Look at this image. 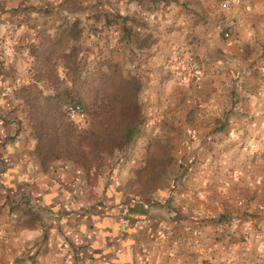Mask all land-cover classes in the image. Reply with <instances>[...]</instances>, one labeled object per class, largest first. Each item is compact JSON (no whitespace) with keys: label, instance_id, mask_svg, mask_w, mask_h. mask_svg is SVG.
<instances>
[{"label":"crops","instance_id":"1","mask_svg":"<svg viewBox=\"0 0 264 264\" xmlns=\"http://www.w3.org/2000/svg\"><path fill=\"white\" fill-rule=\"evenodd\" d=\"M220 1L0 0V41L15 38L0 46V264H264V0ZM70 24L141 84L146 122L99 192L39 166L19 106L43 41ZM184 54L200 73L177 75ZM149 161L170 162L168 180ZM96 218L127 227L113 238Z\"/></svg>","mask_w":264,"mask_h":264},{"label":"trees","instance_id":"2","mask_svg":"<svg viewBox=\"0 0 264 264\" xmlns=\"http://www.w3.org/2000/svg\"><path fill=\"white\" fill-rule=\"evenodd\" d=\"M80 32L70 24L48 36L25 86L27 128L36 140L35 150L44 169L56 161L86 165L120 150L140 122V81L108 59L97 57L92 48L83 49ZM90 55L92 60H88ZM70 104L79 105L88 117L86 127L78 129L67 119L64 108ZM86 155L90 161L82 159Z\"/></svg>","mask_w":264,"mask_h":264},{"label":"rangeland","instance_id":"3","mask_svg":"<svg viewBox=\"0 0 264 264\" xmlns=\"http://www.w3.org/2000/svg\"><path fill=\"white\" fill-rule=\"evenodd\" d=\"M81 32H80V45L83 49H85V47H89L91 48L88 43H87V38H88V35L87 33H85L83 31V28L80 29ZM114 33V34H113ZM103 36H108V39L106 40L107 42V46L108 48L106 47V51L107 52H111L114 51L116 53L120 52V46H119V39H118V32L113 29V28H110V29H105L104 31H102ZM112 39H115V42L117 43L118 47H119V50H114L111 48L110 46V43H111V40ZM2 41H0V46H2ZM109 48L111 50H109ZM94 53L97 54V57L99 58H104L101 53H98V50L97 51H94ZM93 56H89L88 57V60H92ZM109 61H111L112 63H114L112 60L108 59ZM87 62V59L85 60ZM115 65H117L116 63H114ZM119 66V65H117ZM120 67V66H119ZM121 68V67H120ZM123 71H127V70H123ZM129 74L134 75V73L132 71H128ZM139 80V79H138ZM140 87H141V84H140ZM28 93V89L27 87L24 88V86H21L20 88V102H19V106L21 107L20 109L23 111V123H24V126H25V129L28 133V135L31 137V139L33 140V154L36 158V161L37 163L39 164V166L42 168L43 166H41V161H40V157L38 156L36 150H35V146H36V140L32 138V135L31 133L29 132L28 128H27V120L25 118V113H26V110H25V107H24V102H23V98H24V95ZM139 94H140V90L138 92V104H139V107H140V122L139 124L137 125L136 127V130L134 131V133L132 134L131 138H130V141L125 145L123 146L120 150H114L112 153L110 154H102L100 155L99 157H97L96 159H93V161L91 162H88L86 165H75L74 163H71V162H66V161H56L55 164H58V165H61V166H69L71 169H76V170H79L81 171L82 173V177H83V180L89 184V185H94L95 187L98 185L99 183V178L102 176V175H105L107 171H109L111 168H113L116 164H118V161L121 159V156L123 154H125V151L127 150V148L129 147L128 145L131 143V141L134 139V138H137V134L139 133L140 131V128L143 126V124L146 122L145 119H143V116H142V103H141V99L139 98ZM84 115V118L82 120L81 123L79 124H76L77 125V128L78 129H82L84 127L87 126L89 120H88V117H85V114L83 113ZM82 159L84 160H89L91 159V156L90 155H86L84 157H82ZM147 166V169H156L158 170L159 172V175H158V178L155 180V181H160V183H162L164 181V179L167 178L168 180V171L172 169V164L170 162H165V161H157V162H154V161H149L147 162V164L145 165Z\"/></svg>","mask_w":264,"mask_h":264},{"label":"built area","instance_id":"4","mask_svg":"<svg viewBox=\"0 0 264 264\" xmlns=\"http://www.w3.org/2000/svg\"><path fill=\"white\" fill-rule=\"evenodd\" d=\"M239 3V0H222L219 2L218 6L221 10H228L231 6L236 5ZM231 33L230 29H227L224 33H223V37L227 38ZM114 34V33H113ZM15 38L11 37L9 39L8 42H6L5 40L2 41V49L4 51L8 50L9 44L10 42H14ZM110 46L112 49L114 50H119V47L117 45V43L115 42V39L111 40ZM173 65L175 68L176 73H179V75L181 76H189L191 74H196V73H200L202 71V65L199 61H197L194 56L190 55V54H184L181 55L179 57H176L173 60ZM177 65H182L181 68H177ZM64 112L65 115L67 117V119L73 123L79 124L82 122L84 115H83V111L81 109V107L77 104H70L65 106L64 108ZM73 117H75V119H73ZM239 205L241 204L240 202L238 203ZM257 210H262V207H257ZM238 222L236 219H231L229 221L230 226L232 227H237ZM255 236H257V234L255 233Z\"/></svg>","mask_w":264,"mask_h":264},{"label":"clouds","instance_id":"5","mask_svg":"<svg viewBox=\"0 0 264 264\" xmlns=\"http://www.w3.org/2000/svg\"><path fill=\"white\" fill-rule=\"evenodd\" d=\"M181 67H182V65H177V68H181ZM61 75H63V70L62 69H61ZM177 75H179V73H177ZM0 103H2V101H0ZM73 119H75V117H73ZM105 177H106V175H102L99 178V182H100L101 188L100 189H97L98 192L101 191V190H103V185L105 183V179H104ZM108 191H109V194L110 195H117V203H118L119 202V196H118V194H115L114 193V189L113 188H110ZM73 207H78V206L77 205H73ZM115 214H116L115 212L109 213V217H111L112 215H115ZM96 221H97L96 222V228L97 229H104L106 227H112L113 228V232L111 233V235H112L113 238L116 235H118L119 232L123 228H126L127 227L126 222L121 221L120 224H115L110 218H106L103 222H100L99 218H96ZM80 231L83 233V232H85V229L83 227H81ZM130 231L135 232L136 229H131ZM68 234L71 235V233H68ZM33 235H36V234H22L23 241L31 240L32 237H33ZM91 235H96L97 236V242L95 244H93V247L103 248L104 247V244H103L104 237L107 236V235H109V233H106V232H103V231H98L96 233L89 234V238H91ZM76 242L77 243H81L79 237L76 238ZM132 243H133V241L131 239H129L128 241H126L125 247H127L128 245H131ZM109 251H111V250H109Z\"/></svg>","mask_w":264,"mask_h":264}]
</instances>
